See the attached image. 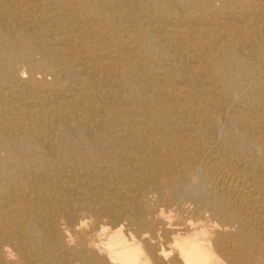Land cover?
<instances>
[{
    "label": "bare ground",
    "instance_id": "obj_1",
    "mask_svg": "<svg viewBox=\"0 0 264 264\" xmlns=\"http://www.w3.org/2000/svg\"><path fill=\"white\" fill-rule=\"evenodd\" d=\"M0 264H264V0H0Z\"/></svg>",
    "mask_w": 264,
    "mask_h": 264
},
{
    "label": "rangeland",
    "instance_id": "obj_2",
    "mask_svg": "<svg viewBox=\"0 0 264 264\" xmlns=\"http://www.w3.org/2000/svg\"><path fill=\"white\" fill-rule=\"evenodd\" d=\"M23 69L20 71V74L22 75V76H28L29 74L28 73H24L23 74ZM51 75L50 74H44V73H37V77L38 78H46V79H48V80H50L51 78H52V76L50 77ZM26 78V77H25Z\"/></svg>",
    "mask_w": 264,
    "mask_h": 264
}]
</instances>
